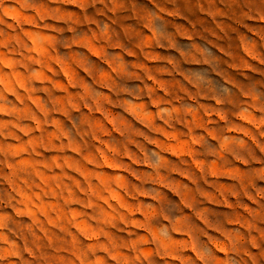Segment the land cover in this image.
<instances>
[{"label": "clouds", "instance_id": "1", "mask_svg": "<svg viewBox=\"0 0 264 264\" xmlns=\"http://www.w3.org/2000/svg\"><path fill=\"white\" fill-rule=\"evenodd\" d=\"M241 15L233 52L175 0H0V264H264V0Z\"/></svg>", "mask_w": 264, "mask_h": 264}, {"label": "rangeland", "instance_id": "2", "mask_svg": "<svg viewBox=\"0 0 264 264\" xmlns=\"http://www.w3.org/2000/svg\"><path fill=\"white\" fill-rule=\"evenodd\" d=\"M162 5L167 4V0H159ZM205 3L208 4V0H175V6L188 18L189 23L193 26L192 34L193 35H206L209 31H215L217 28L225 33L224 45L225 47H231L233 52H235L236 44L234 40L229 39L232 33L237 32L238 24H233V21H239L242 19V10L246 7H252L255 5L256 0H223V3H220V0H217L216 5H213V10L215 7H219L221 12L226 14L229 18L228 20L222 22L219 25H213L207 17L201 16L197 12V4ZM18 14L12 15V19H16ZM176 27L178 31L183 30L179 25H172ZM251 31V29H249Z\"/></svg>", "mask_w": 264, "mask_h": 264}]
</instances>
